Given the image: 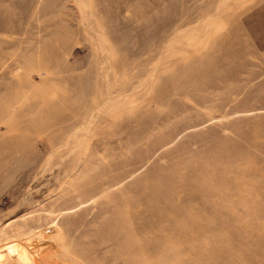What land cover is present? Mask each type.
<instances>
[{
	"label": "rangeland",
	"instance_id": "374dc122",
	"mask_svg": "<svg viewBox=\"0 0 264 264\" xmlns=\"http://www.w3.org/2000/svg\"><path fill=\"white\" fill-rule=\"evenodd\" d=\"M0 264H264V0H0Z\"/></svg>",
	"mask_w": 264,
	"mask_h": 264
},
{
	"label": "bare ground",
	"instance_id": "6f19581e",
	"mask_svg": "<svg viewBox=\"0 0 264 264\" xmlns=\"http://www.w3.org/2000/svg\"><path fill=\"white\" fill-rule=\"evenodd\" d=\"M91 26V25H90ZM89 27V26H88ZM93 30V29H91ZM76 34V31L74 29H69L67 27H63V26H58V28L55 30V32L52 34V37L50 38L53 39L55 38L56 39V42L58 41V43H62L63 42V38L66 40V39H71V37H73L74 35ZM94 34V33H92ZM95 35V34H94ZM63 37V38H62ZM95 38V37H94ZM96 40V39H94ZM96 43V41H95ZM57 45H50L48 42L47 43H43L41 48L39 49V51L36 52V54H33L31 56H28L27 59H26V63L29 65V64H33V61L37 59H41V62H44L45 64L44 65H48V64H60V61L61 59H58V56L53 54L54 52L53 51H56L57 50ZM97 48V47H96ZM102 60V59H101ZM167 61V60H166ZM61 65V64H60ZM68 75L67 77H65V81L68 82V88L64 89V88H60L61 92H62V95H66L68 97H71L72 99H74L73 97L76 98V100L74 99V102H76V104H79L80 102L82 103L83 102V99L85 97V94L86 91H85V88L87 87L86 85V82L81 81V76H77V74L71 70L69 71L70 69L68 67H65L64 68ZM99 72V71H98ZM155 71H153L152 74H154ZM130 76V75H129ZM156 76V75H155ZM148 77V76H147ZM153 77V76H152ZM151 78V77H150ZM72 84L74 85V87H72ZM12 88V87H10ZM14 89V88H13ZM76 89H78V93H76ZM11 90V89H10ZM108 102H112L111 100L108 101ZM104 103V102H103ZM107 104V103H106ZM105 105V104H104ZM106 106V105H105ZM55 108V107H53ZM20 115V114H19ZM55 122V121H54ZM54 122L52 121H48L47 122H43L42 124L43 125H48V126H52L54 125ZM42 126V125H41ZM43 127V126H42ZM69 139V138H68ZM66 140V147H67V151L71 148V147H68V143L70 142V140ZM68 141V142H67ZM65 146V145H64ZM61 147V146H60ZM62 148V147H61ZM69 148V149H68ZM73 148V147H72ZM73 150V149H72ZM71 151V150H69ZM69 153V152H68Z\"/></svg>",
	"mask_w": 264,
	"mask_h": 264
}]
</instances>
